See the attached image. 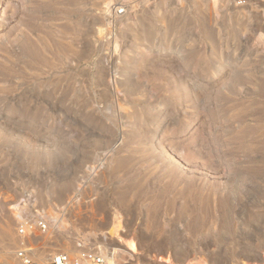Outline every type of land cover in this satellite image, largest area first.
<instances>
[{
	"label": "rangeland",
	"instance_id": "1",
	"mask_svg": "<svg viewBox=\"0 0 264 264\" xmlns=\"http://www.w3.org/2000/svg\"><path fill=\"white\" fill-rule=\"evenodd\" d=\"M120 1L0 0V264H264V0Z\"/></svg>",
	"mask_w": 264,
	"mask_h": 264
},
{
	"label": "built area",
	"instance_id": "2",
	"mask_svg": "<svg viewBox=\"0 0 264 264\" xmlns=\"http://www.w3.org/2000/svg\"><path fill=\"white\" fill-rule=\"evenodd\" d=\"M245 0H240L244 3ZM134 0H122L118 4L112 6V10L116 15H124L127 13L130 5ZM39 227L45 231L48 223L39 218ZM21 230L24 233V228ZM36 248L33 246L22 247L16 250V256L22 264H37L35 260ZM115 253L105 252L98 247L81 248L76 252L56 251L52 252L46 258V264H121L116 260Z\"/></svg>",
	"mask_w": 264,
	"mask_h": 264
},
{
	"label": "water",
	"instance_id": "3",
	"mask_svg": "<svg viewBox=\"0 0 264 264\" xmlns=\"http://www.w3.org/2000/svg\"><path fill=\"white\" fill-rule=\"evenodd\" d=\"M261 252H259L260 254ZM258 254V255H259ZM256 261V257H242L238 264H252V262Z\"/></svg>",
	"mask_w": 264,
	"mask_h": 264
},
{
	"label": "bare ground",
	"instance_id": "4",
	"mask_svg": "<svg viewBox=\"0 0 264 264\" xmlns=\"http://www.w3.org/2000/svg\"><path fill=\"white\" fill-rule=\"evenodd\" d=\"M222 1H223L224 3L228 2L227 0H222ZM130 242H131V241H130ZM130 242H129V243H130ZM130 246H131L133 249L135 248V247H134L135 245H134V243H132V242L130 243ZM9 264H14V263H11V262H10ZM45 264H46V262H45Z\"/></svg>",
	"mask_w": 264,
	"mask_h": 264
}]
</instances>
